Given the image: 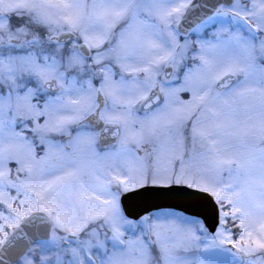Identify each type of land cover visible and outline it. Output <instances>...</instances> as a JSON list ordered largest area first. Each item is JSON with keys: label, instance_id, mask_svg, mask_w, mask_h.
Returning a JSON list of instances; mask_svg holds the SVG:
<instances>
[{"label": "snow or ice", "instance_id": "obj_1", "mask_svg": "<svg viewBox=\"0 0 264 264\" xmlns=\"http://www.w3.org/2000/svg\"><path fill=\"white\" fill-rule=\"evenodd\" d=\"M0 264H264V0H0Z\"/></svg>", "mask_w": 264, "mask_h": 264}]
</instances>
